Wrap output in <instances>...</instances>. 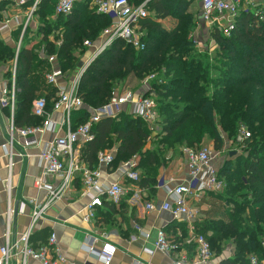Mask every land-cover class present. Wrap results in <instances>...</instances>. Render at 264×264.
<instances>
[{"label":"trees","instance_id":"obj_1","mask_svg":"<svg viewBox=\"0 0 264 264\" xmlns=\"http://www.w3.org/2000/svg\"><path fill=\"white\" fill-rule=\"evenodd\" d=\"M129 1L139 5L146 0ZM147 1L150 16L140 23L146 31L143 38L145 48L136 50L123 39H117L92 62L79 83L84 106L72 114L73 127L89 119L91 108L106 104L115 85L128 78L140 80L161 69L168 75L174 72L175 77L164 84L153 82L159 111L162 100L175 99L183 103L171 108V117L164 116V121L160 120L164 140L187 127V136L182 141L192 145L204 134H212L215 149L221 150L224 142L217 131L216 116L229 135H237L235 143H238L242 128L251 134L244 143H238L242 147L241 154L226 160L220 168V174L226 180L225 190L218 194L209 193L225 204L226 210L220 216L195 222V232L207 238L215 254L221 253L224 242L234 245L233 258L225 259L221 264H250L251 256L264 260V2L257 6V10H243L228 35L218 28L210 31V38L215 41L214 49L217 47L218 58L225 70L212 80L214 86L213 90H208L211 92L209 96L204 95L197 85L202 78L194 71L196 57H188V53L195 49L192 37L196 16L191 7L196 0ZM92 2L76 1L68 15L56 13L57 0H41L36 7L34 13L39 15L42 34L36 50L42 45L48 56L57 52L56 66L64 72L75 68V61L78 62L76 50L80 49L82 54L88 52L84 42L98 41L103 29L111 23L109 16L98 13L94 6L91 9ZM55 13L57 16L52 19ZM166 18L176 20L174 28H167L159 22ZM52 34L54 39H50ZM26 39L24 37L19 49L16 67L14 120L19 127L40 125L42 118L31 111L33 101L40 98L37 95H43L47 99V108L51 109L52 98L57 93L56 87L45 83L50 64L24 43ZM55 40H60V45L56 46ZM208 50L211 48L207 46L205 51ZM15 56L16 49L0 41V63L12 62ZM37 68L38 72L35 71ZM147 126L144 120L128 112L101 119L93 128L94 139L81 149L82 159L94 168L100 151L116 147L112 165L117 167L136 155L138 167L145 170L138 185L148 188L153 196L158 186L160 157L146 148L152 131ZM38 238L42 240L39 243H44L48 234L40 233L36 240ZM174 242L181 245L177 240Z\"/></svg>","mask_w":264,"mask_h":264},{"label":"built area","instance_id":"obj_2","mask_svg":"<svg viewBox=\"0 0 264 264\" xmlns=\"http://www.w3.org/2000/svg\"><path fill=\"white\" fill-rule=\"evenodd\" d=\"M76 1L78 0H58L56 13L70 14ZM40 2L41 0L34 1L28 20ZM23 3L24 1H21V4ZM147 3L148 1H144L139 5H134L129 0H94L97 12L109 16L111 23L103 29L99 44L95 45L90 40L84 42L88 51L90 49L92 51L86 56L80 72L74 74V78L72 77L73 79L70 81H64L68 74L55 65L58 59L57 53L50 55L49 62L53 63V66L45 77L47 83L57 89L56 95L52 98V108L48 109L47 99L40 97L33 101L31 110L33 115L42 118L43 121L40 125L19 127L15 124L14 118L10 120L7 143L3 145L10 157L9 168L11 169L13 165V147L16 143H20L19 139H23V143H20L23 148H36L42 173L35 178L34 187L38 190H45L47 199L43 204H37L34 200L31 201L33 208L31 226L17 239H11L9 227L7 228L4 234V244L0 246V264H30L32 260L38 264H76L70 262L63 255L54 231L50 233L47 241L38 243L37 246L34 245L31 237L35 224L43 217L45 210L50 204L65 196L68 188L77 177L83 181L84 193L90 198L85 206L84 220L86 222H92L96 218L97 209L103 206L105 200L111 203H119L128 194L129 191L124 188L120 181L111 182L108 185L104 184L101 181L103 174L100 168H93L86 163L82 159L81 149L85 143L94 139L93 128L96 123L103 118L115 117L123 112H128L135 118H141L152 131H155L161 118L153 82L158 83L159 79L155 75L145 77L138 93L130 89L121 90L122 87L114 88L110 100L102 107L91 108L89 119L76 128L72 124V114L84 106L83 98L78 90L82 75L107 47L115 40L123 39L136 50L145 48L143 40L145 34L140 23L150 16ZM249 4L253 5L254 0H202L199 15L207 27L224 29L230 33L234 29L236 18L243 10L249 9L247 8ZM27 26L28 21L24 24V30ZM5 27L6 25L2 26V29ZM193 40L197 41L195 38ZM196 43L198 44V42ZM16 67L17 63L13 67L12 83L2 87L0 97V104L10 107L12 112L16 107ZM54 113H60L59 119H53ZM49 129L54 131V135L45 140L43 134ZM250 136V132L246 128H242L237 137V142L244 143ZM226 150V147L221 150L206 146L187 147L185 157L188 177L182 182L165 185L167 198L164 201L160 203L151 201L145 205L138 204L141 211L169 213L174 220L178 221L196 219L198 211L193 206L195 202L207 193L222 192L227 186L225 178L220 174L221 155L225 154ZM113 152L111 150L100 151L97 161L99 166H111L115 160ZM20 155H25V153ZM137 166L138 157L136 155L122 163L120 171L126 180L136 183L140 181L141 175L137 171ZM9 178L6 179V187L10 193ZM46 178L59 179V182L55 184ZM24 206L25 203H22L20 213H22ZM12 212L9 209V218H12ZM136 229L142 230L139 226H136ZM195 238L198 247L197 257L193 261L188 260L186 255L175 257L180 246L171 240L166 231L161 228L156 231L154 249H146V251L148 250L149 253H153L154 250L161 251L171 257L173 256V264H208L214 257L211 244L202 234L196 235ZM91 251L94 252L93 247ZM117 251V247L109 245L96 252L104 264H111ZM249 262L250 264H264V260H260L257 256H251ZM137 264L148 263L138 261Z\"/></svg>","mask_w":264,"mask_h":264},{"label":"crops","instance_id":"obj_3","mask_svg":"<svg viewBox=\"0 0 264 264\" xmlns=\"http://www.w3.org/2000/svg\"><path fill=\"white\" fill-rule=\"evenodd\" d=\"M21 1H24V3L21 4ZM34 1L0 0V41L4 45L16 49V56L10 63L12 65L10 69L5 66L4 62L0 63V97L2 95V87L12 83L14 75L13 67L17 63L18 49L21 48L24 37L25 39L27 38L24 42L26 45L37 52L39 57L47 59L50 64V70L47 73L52 70L53 63L49 62L50 55H47L44 46L40 45V49L36 50L42 38V34L39 31V15L33 13L28 20V15L30 14ZM262 2L264 0H254V4H249L247 8L257 10V6ZM192 6L191 8L193 11L195 10L194 14L196 16V28L192 38L197 39L196 35L202 38L204 36L209 38L212 29L207 27L200 18L201 2L198 6L196 3ZM56 16L57 14L55 13L52 19ZM170 19H160L159 22L167 28H172L171 26L175 25V22L169 21ZM27 21L28 28L24 30V24ZM167 21L170 22L171 26L167 24ZM4 25L6 27L2 29ZM19 28H21L20 32L18 31ZM27 29L29 30L27 31ZM141 29L146 34V31L142 27ZM26 31L27 34H25ZM50 39H54V36L51 35ZM55 41L57 43L56 46L60 45V40ZM100 41L101 37L94 44H99ZM193 43L201 46V42L197 44L193 41ZM91 51L92 49L86 53V56ZM9 62L7 63L9 64ZM69 75L66 76L64 81H70L72 76ZM134 80L138 79L134 78ZM139 82L141 85L142 80H139ZM45 83L51 86L46 82V78ZM140 88L134 92L138 93ZM15 110L12 112L10 107L0 104V246L4 244V234L8 227L12 240L17 239L21 233L30 228L33 210L31 201L34 200L37 204H43L47 199V192L45 190H38L34 187L35 178L42 173L39 159L36 155V148H23L20 145V143H23V139H19L20 143H16L13 147V165L11 169L9 168L10 157L7 155L3 145L7 143L9 123L14 118ZM59 117L60 113H54L53 119H59ZM53 135L54 131L49 129L43 134V138L47 140L52 138ZM146 148L149 149L147 146ZM21 153H25V155H20ZM233 153L235 155L241 154L238 153V150H235ZM235 155H229L228 158H234ZM221 156L220 164L222 166L225 162V156ZM180 164L179 161L178 164L173 162L170 167H166V170L164 168L160 169L157 177V190L153 196L150 195L148 188L140 187L138 185L139 182L136 183L124 178L120 171L122 164L117 167H113V165L99 166L97 164L96 167H99L103 174L101 181L104 184L108 185L111 182L120 181L124 188L129 191L128 194L119 203H111L105 200L106 202L104 201L103 206L97 209L96 218L92 222H86L84 220L85 206L90 198L84 193L83 181L80 177H77L68 188L65 196L61 200L50 204L45 210L43 217L35 224L31 237L32 242L36 244L42 241L39 238L36 240L37 235L39 236L40 233H46L49 237L50 233L54 231L57 235L58 246L61 252L70 262L76 264H104L97 252L109 245L118 248L111 264H137L138 261L148 264H173V256L171 257L161 251L154 250L153 253H149L148 250L146 251V249H154L156 231L161 228L166 231L171 240L181 242L180 248L177 254H175L176 258L186 255L188 260H195L198 247L195 236L198 233L195 232L194 223L204 222L208 218H211V216H220L221 212L226 210L227 206L225 204L217 210L212 209L208 205L197 209L194 205L199 201L203 199H215L207 193L193 205L198 213L196 219L192 221L186 219L174 220L169 213L144 212L138 206V204L145 205L151 201L157 203L164 201L167 198L165 185L182 182L188 177L186 157H184L182 165ZM8 178L10 179V193L6 187V179ZM46 179L55 184L59 182V179ZM22 203H25V206L22 213H20ZM9 209L13 211L12 218L8 216ZM183 221H186L188 224H183ZM136 226H139L142 230L139 231L136 229ZM184 231H187V233ZM92 247L94 248V252L91 251ZM222 247L221 253H214L213 259L208 264H221L223 260L233 258L234 245L229 242H224ZM30 264L38 263L32 260Z\"/></svg>","mask_w":264,"mask_h":264},{"label":"rangeland","instance_id":"obj_4","mask_svg":"<svg viewBox=\"0 0 264 264\" xmlns=\"http://www.w3.org/2000/svg\"><path fill=\"white\" fill-rule=\"evenodd\" d=\"M92 1L93 2L91 3V7H92L91 9H93V5H94V0H92ZM199 1L202 2V0H196V2H195L197 6L200 3ZM94 7H95V5H94ZM169 21L176 22L175 19H170ZM169 21H167V24L170 25ZM194 23H196V18H195ZM171 27L174 28L175 25H172ZM221 32H223L225 35L229 34L224 29H222ZM52 35L54 36V34H52ZM196 38H197L196 42H201V46H197L196 44H193L195 49L191 50V52L188 53V57H196V59H195L196 62L194 65V67H195L194 71H195V74H197V75L199 73L200 77L202 78V81H200L197 84L198 87H201L200 91L202 93H204V95L206 94V95L211 96V92H209L208 90H210V91L213 90L212 88L214 86V83H212V80L216 79L217 77H220L222 75V71L225 70L224 69L225 67L222 64L220 57L218 58L219 54L216 52L217 47H215V49H214V44H215L214 39L210 38V36H209V38H207L205 36H204V38H202V37H198L197 35H196ZM207 46L210 47L211 50L205 51ZM86 53H87V51L84 54H82L80 49L76 50L75 55H76V57H78V60H77L78 62L75 61V65H76L75 68L71 71H68L67 74H70L73 77L74 74H77L78 72H80V70L83 66V63L86 59ZM10 62H9V64L7 62H4L5 66L8 68L9 67L11 68L12 65L10 64ZM35 71L38 72L39 69L37 68ZM46 73H45V75H46ZM150 75H155L156 78L159 79V81L160 80L162 81L161 83L158 81V84H164L167 82V80H170L172 76L175 77L174 72L171 73V75H168V74H165L163 69L158 70V71H153L152 73L150 72L145 77H148ZM145 77H143L140 80H143ZM200 77H198V78L200 79ZM73 78H71V79H73ZM198 78H196V81ZM139 83H140L139 80H134V78L133 79L128 78L126 81L122 82L121 84L119 83V84L115 85L114 88L122 87L121 90L122 89H130L132 91H135L136 89L141 87L142 83H141V85ZM183 86H184V84L182 85V87ZM37 97H43V95H37ZM88 102H91V100H89ZM178 104H180V103L178 102V100H175V99H170V100L166 99V100L160 101V105H161V109L159 111V113L161 112L160 118L164 121V116L167 118L171 117V115H172V113L170 112L171 108H175V106H177ZM158 105H159V103H158ZM180 105H183V103ZM162 113H163V115H162ZM214 115H217V114H214ZM215 119H216L215 124L218 127L217 128L218 134L220 136V139L223 140V142H224L223 146L226 147V149H227L226 153L223 154L225 156L224 159L226 161V160L232 158V157L228 158V156L230 155L231 152H235V150L236 151L238 150V153H241V146L238 145L237 143H235V139H236L235 137L237 135L236 136L235 135L234 136L229 135L227 130H225L222 127V125L220 123L219 116H216ZM228 122H229V120H228ZM161 129H162V126L160 123L158 125V127L155 129V131H151V136H150V139L147 143V147L151 151L155 152L158 155L157 157H160V165L158 168V174H159L160 169L164 168V170H166V167H170L173 164V162L178 164V161H179L181 163L180 165H182V162H183L184 157H185V149L187 147H203V146H206V147H214V149H215V142L212 139V134H204L202 136V138L200 139V141L190 145V144L182 141V138L187 136L185 134V132L188 131L187 127H185L183 130H182V128L177 130L175 132L174 136L169 137L168 140L163 139L164 134H163V131H161ZM114 142H115V140H114ZM111 151L116 152V147H113L111 149ZM115 152H113V153L115 154ZM138 166H139V160H138ZM138 166H137V171L142 175L143 172H145V170H143L142 168H139ZM201 201H199L198 203H196L194 205L197 209L201 208V207L203 208L204 205H208L214 210H217L218 208L223 207V203H221V201H219V199L218 200L203 199ZM183 224H188V223L186 221H183Z\"/></svg>","mask_w":264,"mask_h":264},{"label":"water","instance_id":"obj_5","mask_svg":"<svg viewBox=\"0 0 264 264\" xmlns=\"http://www.w3.org/2000/svg\"><path fill=\"white\" fill-rule=\"evenodd\" d=\"M230 155L233 156V155H235V153L231 152Z\"/></svg>","mask_w":264,"mask_h":264}]
</instances>
